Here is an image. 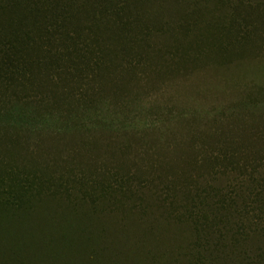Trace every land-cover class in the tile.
I'll return each mask as SVG.
<instances>
[{"label":"trees","instance_id":"obj_1","mask_svg":"<svg viewBox=\"0 0 264 264\" xmlns=\"http://www.w3.org/2000/svg\"><path fill=\"white\" fill-rule=\"evenodd\" d=\"M262 55L264 0H0V147L48 165L1 178L0 264H264L263 90L242 101L256 111L246 126L202 143L195 188L183 176L131 193L128 176L65 166L98 153L83 135L115 146L135 128L117 126L141 105L133 84L212 60L235 75ZM114 146L122 164L130 152Z\"/></svg>","mask_w":264,"mask_h":264},{"label":"rangeland","instance_id":"obj_2","mask_svg":"<svg viewBox=\"0 0 264 264\" xmlns=\"http://www.w3.org/2000/svg\"><path fill=\"white\" fill-rule=\"evenodd\" d=\"M263 56V55H262ZM256 59L246 56V66L227 73L219 70L218 66L212 67L213 60L207 61L203 67L198 66L186 75L166 76L154 79L149 87L150 78L143 83L132 86L134 92L142 93L137 106V111L128 114L117 126L129 125L135 128L128 129L121 134H115L113 140L106 137L101 143L97 136L82 137L92 147L98 150L83 160L65 156L68 166L74 175H86L88 180L110 182L113 174L128 176L132 182L129 184L131 193L144 190L140 187L145 183L146 188L157 190L169 186L173 190L174 178L183 176L189 182L182 181L183 186L190 189L200 186L192 182L187 175L192 163L197 159L202 143L216 147L217 141L211 139L215 130H228L234 126L242 128L256 113L252 106L243 107L242 101L253 91H264V56ZM225 75V76H222ZM218 86L219 88H214ZM244 94H246L244 96ZM127 102L128 100H123ZM65 109L67 103H65ZM234 105H238L236 108ZM143 106V107H141ZM230 107H233L230 110ZM218 111L215 113V109ZM262 116L258 122L264 128L262 117L264 108L258 110ZM137 114L139 116H137ZM119 137H123L120 140ZM99 143V146H98ZM98 146V149L97 147ZM112 146L120 148L129 157L122 164L107 160H121L114 158ZM238 150V147H235ZM238 160V156H236ZM6 160L5 162H3ZM57 166L51 165L55 172L61 171L60 160ZM200 168L209 170L212 163H204L199 159ZM204 163V164H203ZM23 164L27 172L47 168L37 157H25L20 160L15 155L4 151L0 147V181L12 168L21 170L25 177L18 181L28 180L23 169L18 166ZM4 165L6 167H4ZM2 178V179H1ZM161 178L163 182H154ZM138 184V185H136ZM169 182L171 184L169 185Z\"/></svg>","mask_w":264,"mask_h":264}]
</instances>
